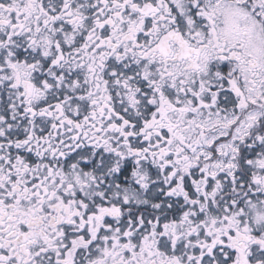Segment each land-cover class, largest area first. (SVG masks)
Returning <instances> with one entry per match:
<instances>
[{"label": "snow or ice", "instance_id": "obj_1", "mask_svg": "<svg viewBox=\"0 0 264 264\" xmlns=\"http://www.w3.org/2000/svg\"><path fill=\"white\" fill-rule=\"evenodd\" d=\"M0 264H264V0H0Z\"/></svg>", "mask_w": 264, "mask_h": 264}]
</instances>
